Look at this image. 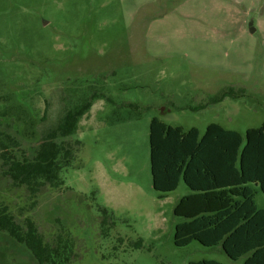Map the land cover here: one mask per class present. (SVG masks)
<instances>
[{
  "label": "rangeland",
  "instance_id": "1",
  "mask_svg": "<svg viewBox=\"0 0 264 264\" xmlns=\"http://www.w3.org/2000/svg\"><path fill=\"white\" fill-rule=\"evenodd\" d=\"M229 87L236 97L214 102ZM87 101L61 139L72 154L57 183L33 194L0 157V206L67 241L70 264H241L220 245L174 244L173 209L190 190L158 197L149 125L244 135L264 122V0H0V154L32 155ZM0 264L36 262L0 230Z\"/></svg>",
  "mask_w": 264,
  "mask_h": 264
},
{
  "label": "trees",
  "instance_id": "2",
  "mask_svg": "<svg viewBox=\"0 0 264 264\" xmlns=\"http://www.w3.org/2000/svg\"><path fill=\"white\" fill-rule=\"evenodd\" d=\"M226 88L214 102L232 96ZM91 103L68 108L48 129L32 155L22 158L2 151L14 181L35 194L44 184H55L72 151L61 141L71 137L79 118ZM77 143H79L77 141ZM152 187L163 198L183 181L190 192L174 206L173 214L184 218L175 225L174 244L193 240L211 247L220 245L227 257L242 264H264V209L255 201L258 186L264 195V122L246 129L244 135L218 123L184 130L153 117L149 125ZM0 230L26 248L36 264H70L72 249L67 241L51 244L31 219L23 229L15 217L0 206ZM189 264H225L202 259Z\"/></svg>",
  "mask_w": 264,
  "mask_h": 264
},
{
  "label": "crops",
  "instance_id": "3",
  "mask_svg": "<svg viewBox=\"0 0 264 264\" xmlns=\"http://www.w3.org/2000/svg\"><path fill=\"white\" fill-rule=\"evenodd\" d=\"M186 195V194H185ZM257 195H258V193L256 192V196H255V201H256V205H257V207H258V209H264V200H262L261 201V204L260 205H258L257 204ZM184 196V195H183ZM243 260H244V258H241L240 260H238V261H236V262H239L240 261V263L242 264L243 263Z\"/></svg>",
  "mask_w": 264,
  "mask_h": 264
},
{
  "label": "water",
  "instance_id": "4",
  "mask_svg": "<svg viewBox=\"0 0 264 264\" xmlns=\"http://www.w3.org/2000/svg\"><path fill=\"white\" fill-rule=\"evenodd\" d=\"M254 30L253 28L251 29V31Z\"/></svg>",
  "mask_w": 264,
  "mask_h": 264
}]
</instances>
